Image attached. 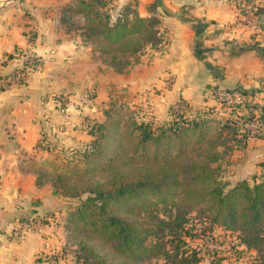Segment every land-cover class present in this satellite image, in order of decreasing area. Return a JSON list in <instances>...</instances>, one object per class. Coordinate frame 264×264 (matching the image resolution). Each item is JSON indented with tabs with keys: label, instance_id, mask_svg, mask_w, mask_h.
<instances>
[{
	"label": "crops",
	"instance_id": "1",
	"mask_svg": "<svg viewBox=\"0 0 264 264\" xmlns=\"http://www.w3.org/2000/svg\"><path fill=\"white\" fill-rule=\"evenodd\" d=\"M74 1L25 0L21 7L10 2L0 9V264H73L69 256L61 257L60 201L49 184H36L28 158L39 149L44 131L57 132L60 146L89 140L80 129L86 106H61L53 96L74 99L86 87L103 83L104 72L116 87L138 91L139 98L147 97L161 111L169 104L214 107L215 86L244 93L260 115L262 134L240 145L230 136L228 167L233 171L228 180L233 184L252 175L264 177V52L258 50L264 45V0H252L249 7L245 0H112L116 8L132 5L143 17L160 14L168 40L165 49H148L124 73L102 70L80 35L66 32L61 10ZM154 1L160 2L155 10ZM197 23L201 30L196 33ZM27 55L40 58V67L23 84L7 83ZM144 89L149 91L141 94ZM88 107L97 110V105ZM74 122L78 128L72 127ZM30 217L43 219L41 229L13 240L8 225ZM52 255L58 257L54 262Z\"/></svg>",
	"mask_w": 264,
	"mask_h": 264
},
{
	"label": "trees",
	"instance_id": "2",
	"mask_svg": "<svg viewBox=\"0 0 264 264\" xmlns=\"http://www.w3.org/2000/svg\"><path fill=\"white\" fill-rule=\"evenodd\" d=\"M158 5L160 2L154 1L153 10ZM257 11L260 8L257 7ZM159 15L143 17L132 5L116 8L112 0H75L61 10L60 22L67 33L79 34L82 41L90 46L92 58L99 59L117 73H124L148 49H165L168 40L161 28ZM194 30L200 32V23L194 24ZM198 46L200 43L197 41V49ZM197 49L195 52L199 53ZM258 50L264 52V45ZM30 56H26L24 64ZM216 88L220 87H212L211 92ZM183 104L184 111L177 113V118L164 122L157 135L151 128L152 122L131 120L123 121L120 125V117L108 115L105 121L89 127L93 137L89 143L78 151L70 152L77 153L79 160H83L85 169L82 172L102 171L103 167L95 161V157L102 154L100 149L105 145L102 142L112 144L116 141L114 148H117L123 140V144L132 146L133 153L127 151L122 161L126 167L137 166L142 172L134 178L125 169L116 167L110 173L107 186L99 185L96 179H87L85 183H76L69 191L60 188L54 179H40L39 173L35 172L36 184L49 183L54 195L60 189L62 195H78L80 190L90 194L64 224L66 233L61 257L67 255L66 246L72 245L68 232L70 224H73L75 229L87 233L79 239L80 254L74 257L76 264H115L107 261L109 256L112 260L120 258L119 264H134L130 263L131 258L138 260L154 251L162 256L163 264H195L198 262L195 251L188 252L178 243L183 242L180 236L186 232L184 223L188 220L187 215L193 211L210 224L239 232L247 247L264 248V177L252 175L228 184L220 176L217 163L223 153L218 148L224 146V138L231 136L239 145L247 141L243 131L244 121L239 126V117L236 121L226 118L220 126H216L210 118L214 114L208 109H195L187 103ZM251 106L248 105V108H256ZM173 107L180 108L178 105ZM134 156L141 159L143 164L130 162ZM68 158L73 159V156ZM112 162L109 160L108 163L110 170L113 169ZM68 163L66 161L62 165L69 167ZM152 166L156 178L152 177ZM79 168L80 165L77 167V163H74L68 169L78 173ZM176 176H180V179ZM157 203L174 207L176 214L171 220L156 218L154 228H143L140 222L129 221L119 215L121 212L139 216L131 206L146 210ZM149 235L157 237L160 244L167 236L170 248L160 245L150 247L146 244ZM91 237H97L106 244L110 248L109 253L103 246L99 248L101 254L96 253L89 243ZM176 240L177 243H174ZM53 258L57 256L53 255Z\"/></svg>",
	"mask_w": 264,
	"mask_h": 264
},
{
	"label": "rangeland",
	"instance_id": "3",
	"mask_svg": "<svg viewBox=\"0 0 264 264\" xmlns=\"http://www.w3.org/2000/svg\"><path fill=\"white\" fill-rule=\"evenodd\" d=\"M24 1L25 0H16V2H11V4H9L14 5L18 3V7H21ZM245 2V4L249 7V3H252V0H245ZM242 8L243 11L241 12H244V7ZM102 64L104 65V69L102 70L105 71L108 68L112 70L111 67L106 66L105 63ZM102 74L104 75L103 83L100 82L98 87H96L97 85L94 86L93 84L92 86L86 87L85 90L83 89V91L81 92L82 94H79L78 97L74 96V99H70L68 94H66V96L65 94H56L53 96L61 106L63 104H66V102H70L76 109L80 108L82 105L86 106V108H89L88 105H97L96 111H94V109L88 110L84 107L86 112L85 114H83L84 116L81 117L82 120L80 129L86 131L88 134L89 140L85 144L89 143L93 138L89 133V127L99 122L105 121L108 115L120 117V125L123 123V121L131 120L145 123L152 122L151 128L152 130L154 129L153 132L155 135H157L159 132V127H164V122L169 121L171 118H177L178 115L176 114H180L182 113L181 111H184V104L180 108H175L173 107V105L169 104V106H167L165 110L161 111L158 105L154 104L153 101L150 103L147 97L146 99L141 96L139 98L138 91L136 93H133L132 90H127L126 87H116L112 82L108 80V72H104ZM12 84L23 83L14 81ZM148 89H144L145 91L141 90L143 91L141 92V94L149 91ZM208 107V111L214 114L215 111L211 110L213 107ZM78 113L80 112H77V114ZM232 114L233 113H230L226 110L224 115L220 116L216 113L210 118L214 120L216 126H220V124L223 123L225 121L224 119L226 118L231 121L232 119H234L233 121H236L235 119H237V117L239 116L235 117L232 116ZM241 122H243V116H240L239 119H237V124L239 126ZM232 123L235 124V122ZM78 125L79 123L74 122L72 127L78 128ZM55 134L57 135V132H55ZM55 134L53 132L49 135L47 131L42 132L40 139L42 142H40L38 145L39 149L36 150L32 158H28V162L32 165L36 172L39 173L40 179H54L60 185V188H65L69 191H72L76 183H85L87 179H96L99 181V185L102 183L103 187H105L108 185L111 171H113L116 167L125 169L127 171V174H130L131 178H134L135 175L142 173L140 168H137V166L126 167V164L122 161V157L127 151H129L130 154L133 153L132 146H130L129 144H123V140L121 144L117 146V148H114L116 146L115 143H117L116 141L112 144H109V142H107L106 144V141H103L102 143H104L105 145L100 149V152L102 154L95 157V161H97V164L103 167V170L100 171L97 169L94 172L84 173L82 172L85 169L83 160H79V155L77 153L70 154L71 151L74 152L75 150L78 151L79 149H82L85 145L83 144L84 142L82 143L81 141V144L79 143L78 146H60L56 141L57 136ZM54 135L55 137L52 138V136ZM57 140H59L58 137ZM229 140H231L230 136L226 139L224 138V146L218 148L219 151L223 150V154H221L222 156L217 162L219 166L218 168L220 176L228 184H230V180H228V177L230 174H232L231 172L233 171V168L229 169L228 167V163H231L230 152L233 149V145L229 144L232 142ZM160 148H163V145H160ZM71 155L73 156V159L68 158ZM132 158L133 159H130L129 161L134 165L143 164L141 162V159H137V157L135 156ZM109 160L113 161L112 170H110L108 166ZM66 161H69V167H71L72 164L77 163V167L78 165H80L79 169L81 170H79L78 173H72L71 171H69V167L62 165V163L64 164ZM151 173L153 178L157 177L156 171L153 166L151 167ZM66 176H70V178L65 179ZM59 177H61V180H59ZM176 177L180 179V176ZM63 179L64 181H62ZM59 191L61 192V189ZM60 192L57 194V198L60 201V207L57 209V211L62 213L61 219L65 224L68 223L70 214L74 212L77 206L90 194L88 192H83V190H80L78 195H62V193ZM131 207H133L136 214L138 213L140 215H124L121 212L119 213V215L124 216L129 221L140 222L143 228H154L157 222L156 218L171 220L175 217L176 214L174 207L171 208L169 206L158 203L152 205L146 210L137 208L135 206ZM187 217L188 220L184 223V231L186 232H182L180 236L183 242L178 243L188 252L195 251L196 257L198 258V262L195 264H264V248L255 249L252 247H247L243 243L239 232L225 230L219 225L210 224V222L206 218H202L196 215L195 211L190 212ZM69 227L70 230L68 232V237L72 245L66 246V252L68 254L66 256H69L72 259L73 264H76V255L79 256L80 254L78 248L79 239L81 236L86 235L87 233L84 230L75 229L73 227V224H70ZM65 230L66 225L63 228L64 238L66 233ZM177 241L178 240L174 241V243H177ZM89 243L92 245V248L95 250V252L99 255L101 254V250L99 248H101L102 246L107 252L110 249L97 237H91L89 239ZM146 244L150 247L160 245L162 248H170V239L166 236L164 238V242L160 244L157 237L149 235ZM119 260L117 258L112 260L110 256L109 259H107L109 263L113 262L115 264H119ZM163 262L164 260L162 256L155 251L154 253H150L148 256H144L143 258H140L138 260L131 258L130 261V263L134 264H163Z\"/></svg>",
	"mask_w": 264,
	"mask_h": 264
},
{
	"label": "built area",
	"instance_id": "4",
	"mask_svg": "<svg viewBox=\"0 0 264 264\" xmlns=\"http://www.w3.org/2000/svg\"><path fill=\"white\" fill-rule=\"evenodd\" d=\"M40 58L31 55L26 61V64H22L14 73L10 74L5 80L7 83H24L28 76L40 67ZM211 98L215 102V111L219 115H224L226 110L231 111L235 117H243V131L246 133V139H257L262 134V121L259 113L256 109L248 108L252 107L248 97L241 92H227L223 89L216 88L211 92ZM43 226V219L30 217L21 222H11L8 225L9 236L15 241H20L23 236L33 229L40 230ZM58 258V257H57ZM56 258V259H57ZM55 258L49 257V260L54 262Z\"/></svg>",
	"mask_w": 264,
	"mask_h": 264
},
{
	"label": "water",
	"instance_id": "5",
	"mask_svg": "<svg viewBox=\"0 0 264 264\" xmlns=\"http://www.w3.org/2000/svg\"><path fill=\"white\" fill-rule=\"evenodd\" d=\"M14 0H0V9L5 7L8 3L12 2Z\"/></svg>",
	"mask_w": 264,
	"mask_h": 264
}]
</instances>
